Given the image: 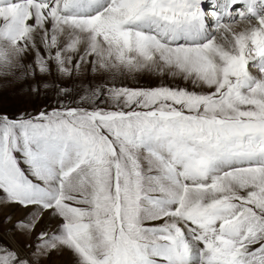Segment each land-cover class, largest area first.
Returning a JSON list of instances; mask_svg holds the SVG:
<instances>
[{
  "label": "snow or ice",
  "instance_id": "obj_1",
  "mask_svg": "<svg viewBox=\"0 0 264 264\" xmlns=\"http://www.w3.org/2000/svg\"><path fill=\"white\" fill-rule=\"evenodd\" d=\"M0 76V264H264V0H0Z\"/></svg>",
  "mask_w": 264,
  "mask_h": 264
},
{
  "label": "rangeland",
  "instance_id": "obj_2",
  "mask_svg": "<svg viewBox=\"0 0 264 264\" xmlns=\"http://www.w3.org/2000/svg\"><path fill=\"white\" fill-rule=\"evenodd\" d=\"M28 58H25L24 63H27ZM47 79L52 82L54 77H47ZM83 79H91L90 76H85ZM31 81L24 80H15L12 76H0V108L9 114L16 113L19 111H30L34 112L38 109L40 105H44L46 103H50L53 99V90L48 89L46 93H42L41 98L34 100H27L25 94L20 90L25 87L26 83H30ZM162 81L155 76H147L141 74L138 78V81L129 80L128 83L131 86H141V87H152L157 86L158 83ZM168 82V81H163ZM180 83V86L190 87V85H185L183 82ZM47 95V101L44 99V95ZM8 210V211H7ZM10 209L4 207L0 208V216H3L5 213L9 212ZM19 212L16 211L15 215L18 218ZM7 227V226H5ZM26 242V241H25ZM69 253H52L51 256H45L40 259V264H72V261L68 257Z\"/></svg>",
  "mask_w": 264,
  "mask_h": 264
},
{
  "label": "bare ground",
  "instance_id": "obj_3",
  "mask_svg": "<svg viewBox=\"0 0 264 264\" xmlns=\"http://www.w3.org/2000/svg\"><path fill=\"white\" fill-rule=\"evenodd\" d=\"M8 211V210H7ZM19 216H20V213L18 214ZM67 253V252H66ZM69 258H70V260L72 261V258H71V256H68Z\"/></svg>",
  "mask_w": 264,
  "mask_h": 264
}]
</instances>
